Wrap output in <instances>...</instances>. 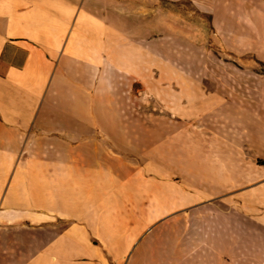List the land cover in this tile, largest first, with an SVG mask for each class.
<instances>
[{
	"label": "crops",
	"instance_id": "0c3cea01",
	"mask_svg": "<svg viewBox=\"0 0 264 264\" xmlns=\"http://www.w3.org/2000/svg\"><path fill=\"white\" fill-rule=\"evenodd\" d=\"M113 3L0 0V264H222L217 234L167 230L193 223L180 216L193 197L239 199L264 177L250 153L264 136V77L261 89L222 77L228 95L210 112L152 120L145 135L130 96L143 51ZM228 106L231 125L210 121ZM223 123L228 135L214 131Z\"/></svg>",
	"mask_w": 264,
	"mask_h": 264
},
{
	"label": "rangeland",
	"instance_id": "374dc122",
	"mask_svg": "<svg viewBox=\"0 0 264 264\" xmlns=\"http://www.w3.org/2000/svg\"><path fill=\"white\" fill-rule=\"evenodd\" d=\"M113 22L124 25L127 40L138 35V45L143 51L142 78L131 88L132 105L137 106L145 121L144 133L151 121L196 120L216 107L215 95H228L231 81L219 80L239 74L241 84L253 89L262 88L264 77V0H194L210 14L200 13L188 1L164 0H113ZM207 3V7L205 4ZM121 5L122 7H120ZM120 13V14H119ZM258 14L259 25L252 27V15ZM121 16V17H120ZM220 16L224 25L220 26ZM253 37L252 46L247 37ZM227 85V86H226ZM228 98V97H227ZM230 100V98H229ZM222 121L231 125V107ZM129 120H135L134 115ZM219 124L214 131L228 135L231 127ZM242 136V134H241ZM253 157L257 170L264 168V136L256 137ZM247 145L241 149L247 152ZM255 185L247 193L240 192L239 199L226 195L216 200H198L193 197L190 210L180 216L192 218V224H177L167 232L188 233L192 237L210 238L218 235L217 244L222 252V264H264V177L256 175ZM246 194V195H244ZM259 207L249 208L246 202ZM255 202V203H254ZM218 214L236 219L242 234L232 237L219 225ZM199 218H212L207 224H197ZM239 242V246L253 247V252H240L239 257L225 251ZM205 244V241L203 242Z\"/></svg>",
	"mask_w": 264,
	"mask_h": 264
},
{
	"label": "bare ground",
	"instance_id": "6f19581e",
	"mask_svg": "<svg viewBox=\"0 0 264 264\" xmlns=\"http://www.w3.org/2000/svg\"><path fill=\"white\" fill-rule=\"evenodd\" d=\"M253 21H252V27H255L256 29L258 28L257 26L259 25V16L258 14H253L252 15ZM220 21L219 24L220 26L224 25V20L223 18L220 16ZM257 25V26H256ZM247 44L249 46H252V44L255 42V39L251 36L247 37L246 39ZM103 117H105V119H107V127L108 131L112 132L115 131V128L117 127V116L116 113L114 111H112L111 107L109 104H107V113H102ZM115 127V128H114ZM218 220L220 221L219 225L223 228L224 233L228 234L230 233L232 235V237H238L240 234H242L243 230H241V225L238 223V221H236V219H233L232 217L228 216V215H221L218 214ZM209 234L211 235V230H209ZM225 251H228L233 258L239 257L240 252L244 253V250H246L247 252H253L254 248L250 247V246H245V249L242 248L241 246H239V242H233V245L230 246V248L228 247H224Z\"/></svg>",
	"mask_w": 264,
	"mask_h": 264
},
{
	"label": "trees",
	"instance_id": "16d2710c",
	"mask_svg": "<svg viewBox=\"0 0 264 264\" xmlns=\"http://www.w3.org/2000/svg\"><path fill=\"white\" fill-rule=\"evenodd\" d=\"M164 1H166V0H164Z\"/></svg>",
	"mask_w": 264,
	"mask_h": 264
}]
</instances>
